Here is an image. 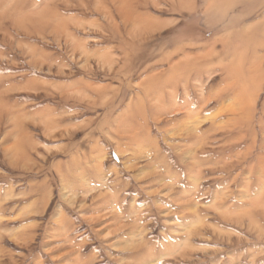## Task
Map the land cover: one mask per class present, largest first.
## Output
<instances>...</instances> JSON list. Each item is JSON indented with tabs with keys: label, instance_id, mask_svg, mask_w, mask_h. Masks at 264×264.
<instances>
[{
	"label": "rangeland",
	"instance_id": "374dc122",
	"mask_svg": "<svg viewBox=\"0 0 264 264\" xmlns=\"http://www.w3.org/2000/svg\"><path fill=\"white\" fill-rule=\"evenodd\" d=\"M0 264H264V0H0Z\"/></svg>",
	"mask_w": 264,
	"mask_h": 264
}]
</instances>
